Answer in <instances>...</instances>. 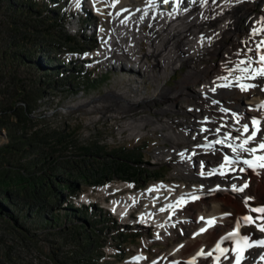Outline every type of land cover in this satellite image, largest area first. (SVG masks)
Segmentation results:
<instances>
[{
  "label": "rangeland",
  "instance_id": "obj_1",
  "mask_svg": "<svg viewBox=\"0 0 264 264\" xmlns=\"http://www.w3.org/2000/svg\"><path fill=\"white\" fill-rule=\"evenodd\" d=\"M135 1L137 4L140 2H144L145 0ZM63 2L65 3L62 6L63 8L61 7L62 10H60L61 8H58L61 13H58L55 9H50L47 6L45 0H39L35 8H32L31 11L21 13L16 17V21H20L21 23L22 21H24V19L26 20V22L31 23L37 16L48 19L50 20V22H53L56 19L54 23L57 24V34L52 32L53 34L49 35L48 39L40 38L41 40H39L37 47L34 44V42L36 41L35 39L29 37L31 41H34L29 42L24 38L18 37L15 34L16 32L13 28L15 25H11V23L8 22L7 18L0 14V87L5 88V84L13 83L14 81L17 82L20 81V79L24 80L27 88L35 87L39 81H44V86L47 92L45 96H43L38 101L39 105L35 109L34 113H32V116L34 115L33 122H41V119H43V122H48L50 125H52V127H60L61 129L70 132L71 136L69 137L68 141H70L71 139L73 140L72 142H70V144H67V153L69 154H71V152L78 151L80 145H89L92 143H99L100 145H102V152L99 151L101 152L100 155L104 154L105 152H112L115 149L121 148L131 150L139 149L145 154L150 152L155 146H157V144H159L161 140L164 141L163 144L167 147L172 145V141L174 143H177L180 139H177L176 141L174 139H170L169 136L165 138L160 136L159 134H161V132L166 129L165 127H162V125L167 120L168 115L171 116L172 114L175 115L176 112L184 111V105L188 103L186 102L188 98L184 96V98L176 100L174 106H168L166 103H164V101H156V103H143L140 107H136L137 109L121 108V105H126L125 101L122 99L116 100V97L108 96V93L120 88L132 89V84H136V75L125 74L130 73L129 71H126L128 70V68H122L123 70L113 69L114 64L120 67L119 63H115L113 61L115 60L114 58H110V60L108 61H102L97 60L96 58L91 56L92 61L89 59L87 60L89 51L93 49L97 50L103 48V39L108 36L111 30L109 17H107L106 21L101 16H97L96 13L93 12L95 9L91 7L89 0H84L83 8H85L86 13L83 16V26H86L87 28L85 27V29L79 30L76 33L75 31L77 30V27L73 28L69 24V22L72 21L71 18H73L74 16V13H71L69 11V4L72 2V0H63ZM7 4V7H2L3 10H5V13H7V9H10L9 3ZM262 10L263 6L261 3H259L256 7L255 12L257 13ZM63 11L68 14L69 17H66ZM64 16L66 17V19L63 18ZM77 16L74 19L75 21L77 19ZM85 16L87 17V19H89L88 21L84 19ZM95 16H97L98 18H96ZM80 20L82 19L80 18ZM102 22L105 26H107V29L109 30L107 32H104V35L98 36L93 33L94 30L92 28L96 23ZM58 24H60V26H58ZM239 24L246 29H249L250 27L245 16L242 17V19L239 21ZM150 28V24L145 26L146 31H148ZM69 36L73 37L71 41L68 40ZM65 37H67V39ZM66 41H68V45L58 48L59 45H62V42L65 44ZM147 49L148 41L147 39H145L143 41V50L146 51ZM21 51H24L23 53H31L32 55L25 61L20 60L19 54L21 53ZM62 54L67 55L68 57H72L73 60L68 61L69 65L63 68L67 71L65 76H63L66 78H62L61 75L58 74L59 72L54 71L52 67L54 64H56V56H60ZM147 57L151 62L150 57ZM199 61L201 62L200 64L202 66H205L206 64L212 65L214 63L213 65H215L216 68L219 67L220 62L222 61L221 54L219 53L211 57V60L208 62L207 60H205V62L202 60ZM46 62H48L49 64H47ZM70 63L72 64L70 65ZM74 65L75 67H79L82 65V68H77V70L80 71L76 73L77 75L81 76L76 77L75 75H71L72 71H70L71 73L68 72L71 67L73 68ZM186 71V66H182L181 68L177 69L172 74V76L168 78V82L166 85L171 87L176 86L178 80L184 77ZM102 74L103 76H101ZM210 78L212 77L208 76V79ZM128 79L132 80L128 81ZM142 79L144 81V85H142V87L144 88L143 91L146 92V95L152 94L155 89V84L146 76L140 78L139 82H141ZM22 84L24 85V83ZM198 85L197 83L193 82L187 83V87L184 89V93L187 91L188 93H190L195 90V88H200L201 85L197 87ZM8 93V90L5 93L0 92L1 102L7 101V99H9ZM188 93H186V95ZM178 95L180 96L181 94ZM201 96L205 97L206 95ZM244 98V95H241L237 100H241L240 104H242V101L244 103ZM221 99L224 100L222 104L224 105L223 109L226 110L227 106L229 105L228 101H226L227 98L222 97ZM207 101H210V99L208 98ZM212 104L216 105L214 101ZM237 108L239 109V106H237ZM194 111L195 113H198V111ZM193 112H190L189 115H193ZM229 112H231V110ZM146 116L153 117L161 125L151 123L147 120L144 121V118H146ZM37 117L40 118V121ZM131 121L132 123H130ZM173 124L179 126L178 130L175 127H172L173 130L171 129V131L175 132H182V128L187 125L185 122L180 121V119L178 118H175L173 120ZM170 128L171 127H169L168 129ZM169 131L165 134L169 133ZM140 134H142V136ZM192 136V132H190L189 135L187 133L186 137H188L189 140L183 142L187 143V145H189L191 142L195 144ZM9 141L10 138L7 135L6 127L1 126L0 146ZM193 144L192 146H194ZM25 149L26 151H22L21 155L8 154L7 161L11 163H17L18 166H21L25 163L37 161L38 163L31 167L33 169L32 171H38L39 174L37 175H43L41 166H43L45 163H49L50 158L44 160L46 156L45 152L38 149H32L30 146ZM60 149L63 152L65 148L61 147ZM44 151H47V153H49L47 155H50L52 153L54 157H56V154H54L52 150L46 149ZM64 152H66V150ZM208 157L210 158V155H208ZM86 158V160L84 159V161H86L88 166L90 163H98L96 160H90L88 159V157ZM146 159L150 158L144 156L143 160ZM3 162L5 161L3 160ZM0 163H2V161ZM200 164H198V167ZM38 167L41 168V171L37 170ZM97 167L100 166L96 165L93 168ZM143 167L149 170L150 174H148L147 177H144L145 180L141 179L140 177H135L138 183H133L134 187H126V185H128L126 183H119L118 185H116L117 180H119L120 178L112 175V181L108 182L106 185H102L95 190L88 188L86 189L85 194H83L85 195L86 199L87 196H89L88 199L90 201H92L91 199H97V201L101 205L107 206L110 205L114 199L118 198L114 202L113 207L117 208L120 213L125 212L127 207L133 208L130 207V205L122 204L123 202H128L130 198L132 199L131 196H139V198L137 199H141L142 201H138V204L134 205V207H141V211L143 210L144 212H146L148 204L154 206V204L156 203L155 205L160 206L165 203L167 198H164L166 196L168 197L171 195L172 197H174L176 195V193H170L167 190L165 193L167 195H165V189L163 188L160 190L163 193H160L161 195L153 200L152 196H150V193L155 192V190L151 187L146 191L144 190L155 178H164L166 181H173L175 183H180L183 181L181 185L175 187L177 190H181L183 188L184 182L189 185L190 181L188 177L190 178V180L192 178H196V180H193H195V184L197 185V187L200 184H205L209 192H206L201 199H194L195 202H198V204H194V202L181 208L179 217H181L183 223L173 224L169 220L164 228H160L156 224L155 226L159 230H171V232H165L160 240H154L152 238L151 232L149 231L150 229L148 230L136 226L133 228V230H129V232L127 231L128 233H130V235H128V238H126V236H123L122 234L123 238L125 237L124 244H127L129 248H131L132 245L143 246L144 240L142 239V237H145V240L148 242L147 250L151 257L162 252H168L169 254H171L172 250L178 248V246L175 247L176 245H180L181 247L187 246L186 253L181 255V258L185 259L186 255L188 254L187 252H190L193 245L195 243L196 245L199 243V241H195L194 243L193 241H191V239L194 238V235H192V232L190 230L192 229V226L196 227L197 225V223L195 224L196 214L200 211H205L206 209L204 208L206 207V205H213L215 199H217L218 197L219 200H223L224 198L228 200L230 194L225 189H221L223 190V192H210L213 183H215L217 179H211L209 181L208 179H206V177L199 178L198 168H195L194 166V175L189 176L185 174L181 177H175L176 174L174 172L176 171L171 165L168 166L164 164L160 166H151L149 164H146L143 165ZM88 169L89 167L86 168L87 171ZM15 170L18 171L15 172L18 177L19 175L22 177H25V175H27L25 174V170H22L20 167ZM54 171L55 176L58 175L56 177H59V175L61 176L62 174L61 179L63 180L69 179L70 181L73 180V182L76 180L75 174H72V178H70L67 174H65L64 171L60 169ZM155 171L161 175L158 177H153L152 175ZM20 172H22V174ZM208 182L209 184L207 185ZM260 182L264 190V179H261ZM87 183L88 182L83 181L81 184L83 185V187H85ZM158 184L161 185V183H157V185ZM166 184L172 185L170 183ZM190 188L194 189L196 188V186L192 185L189 188L186 187V189ZM67 194L68 192H66V190H61L57 193V196H50L51 203H46L41 213L33 211V213L29 212L27 216H23L25 215V213H23L21 221H24L23 223L25 224V226H22L24 228H20L19 232L18 230H15V233L10 232V234L6 232L4 226H7V222L0 218V264H20V262H14L10 259L8 254L9 246L14 247L13 254L18 253L16 254L18 257L21 254L26 255L27 257H30L35 264H40L41 262H43V264H52L48 258H52L53 260H55V258L59 259V257L60 259H65V255L73 256V258H71L69 261L70 264H80L82 262L80 257H83V264H85L91 257V255L98 256L101 254V251H104L102 247L103 244L101 243V231L99 230V228H101V226H99L100 222L96 223V221L91 218L90 212L86 215L79 214L77 216L72 211L69 212L66 209L60 211L52 210H56L59 207L68 206V204L65 203ZM92 196H94L95 198H91ZM75 203L76 205L80 204L76 201ZM52 213H54L55 215L52 216ZM164 214L165 213H160L159 215L163 216ZM54 217H57L58 219H55ZM46 218H48V220ZM67 224L72 226L75 225L76 227H73L71 230L62 231L63 227L60 225ZM82 224L83 227L80 228V225ZM147 225L149 224L147 223ZM172 225L176 226H174L175 231H173L172 228L169 229V227ZM182 228H185L184 231L182 230ZM24 229H28L26 231L32 234L31 239H28L26 242L21 241V234L25 233L22 232L24 231ZM225 229L226 227L219 228L218 230L216 229L214 236L218 237ZM87 236L90 237L89 241H91V243L87 244L83 242V239H85ZM108 252L109 251L106 250V253ZM32 256L37 258L33 259ZM119 259L120 258L116 256V259H114V257H111L109 260H113L112 263L114 264H120ZM101 261L102 260H98V262ZM55 264L57 263L55 262ZM58 264L64 263L60 261V263Z\"/></svg>",
  "mask_w": 264,
  "mask_h": 264
},
{
  "label": "bare ground",
  "instance_id": "obj_2",
  "mask_svg": "<svg viewBox=\"0 0 264 264\" xmlns=\"http://www.w3.org/2000/svg\"><path fill=\"white\" fill-rule=\"evenodd\" d=\"M89 1L96 13L105 19L109 17L111 23V30L108 36L103 39V48L97 49L92 55L96 56L97 60L108 61L110 58H114V62L123 63L124 61L125 64L124 54L131 53L134 57V60H131L133 68L140 66L139 71L142 77H148L155 84L154 92L147 95L145 91H139L140 84L138 83L133 84L132 89L120 88L110 91L108 96L125 101L126 105H121V108L137 109L143 103H156V101H164L168 106H171L176 100L185 96L188 98L189 105H192L189 107L190 110H186V113L194 110L212 112L206 113L210 119L207 122L203 119L199 120L195 112L190 115V123L192 125L197 124L200 135L199 137L192 136L194 143L209 141L212 144L214 142L211 150H199L195 152V155L208 162L209 172L213 170L215 172L213 175H208L209 172L207 171L208 173L205 172L206 174L201 175L198 170V177L217 179L210 192H223L221 189H225L230 197L228 200L226 198H224L226 200H219L218 197L213 205L204 206L205 212L208 214H221L220 223L214 229L210 228L202 234L194 235L191 241L193 243L199 241V243L197 245L195 243L192 249H189L190 252H187L185 259L181 258V255L186 253L187 246L181 248L178 246L172 250L169 254L172 260L168 264H184V262L187 264L186 258H189L199 245L209 243V248L217 240L214 236L216 229L226 227L222 233L231 230L237 221L247 214L252 215V223L246 225L242 231L253 243L244 254L239 256L234 248L236 238H231V235H228L223 240L230 245V248L224 255L217 257V261L219 264L225 262L233 264L237 259H241V264H264V247H260L256 243L260 237L264 236V231L261 230L264 228V213L253 211L255 208H260L261 205L264 207V190L260 184V180L264 179V167L258 166L264 164V160L260 159L264 156V150L257 148V151L250 155L238 149L239 159H237V153H234L228 146L232 144L235 147L242 143L243 139L257 128L259 129L257 140L264 136V108L257 109L255 107L256 102L264 97V78L253 71L261 67V64L258 63L259 54L264 52V48L256 49V45L261 39H264V0H193L192 6H186L184 0H180L179 3L176 2L177 6L176 4L173 5L172 1L164 6L166 3L162 4L161 0H145L137 4L135 0ZM259 3L262 4L263 10L256 13L255 10ZM243 16L247 18L249 29L239 24ZM148 24L151 28L146 31L145 26ZM100 28L103 33L109 30L103 23ZM254 30H259L258 34H254ZM145 39L148 41L146 51L143 50ZM249 49L256 51V55ZM219 53L222 60L219 67L215 68L214 63L205 66L200 64L199 60L204 62L207 60L208 62L211 57ZM147 56L150 57L151 62ZM250 58L253 61L251 65L241 63V61L247 62ZM182 66L187 67L184 77L178 80L176 86H167L168 78ZM115 67L117 65H114L113 68ZM245 67L249 68L248 73L240 71ZM217 69H219L218 76L214 77L213 75L212 78L208 79V74H215L218 72ZM253 76L255 79L252 78ZM222 77H227V80L222 79ZM189 82L201 86L193 90L192 94L186 95L187 92L184 93V89ZM242 84L248 86L247 90H241L240 85ZM194 94L198 98L193 97ZM241 95L245 97L242 104H240L241 100H237ZM222 97L227 98L226 101L229 105L226 110H216V106L224 101L221 99ZM208 98L210 101H214L216 105L212 104L213 102L210 104L207 101ZM230 110L231 112H229ZM254 119L260 121L259 125L252 124ZM146 120L161 125L151 116H146L144 121ZM244 124H248L249 133H242L240 140H229L228 135L230 134L235 138L238 135L237 129H242ZM187 128L188 125H185L182 132L170 130L168 136L176 141L177 139L188 141L189 138L186 137V134L189 135L192 129L189 127L187 131ZM217 128H219V132L215 131ZM217 140H224L225 143L223 145L218 144L216 143ZM245 147H257V141L254 140ZM225 156L229 157L232 162L225 161ZM245 159L250 160L254 167L245 164L243 162ZM193 168V166H188L186 171L190 173L185 171V174L194 175L195 170ZM241 169L244 170L241 171ZM221 173L223 174L221 175ZM247 179L250 184L246 190L236 191L233 188V185L239 188V185ZM164 184L166 183L151 186L155 190V192L150 193L153 200L158 198L160 193H163L160 191L163 188L165 189L164 194L167 190L170 193H176V195L174 197L166 196L164 199H167L163 205L148 204L147 211H141L144 218H151L154 224L160 228H164L169 220L173 224L183 223L179 217L180 211L183 206L189 205H182L185 197L197 192L200 194L197 197L202 198L206 192H209L201 185L194 189H186L183 185L181 190H177L173 185ZM215 184H221L219 190ZM131 197L132 199L130 198L128 202L125 201L122 204L134 207L141 200L137 199L139 196ZM194 204H198V202ZM157 212L165 214L161 216ZM226 212L227 216L224 215ZM207 259L208 257H204L203 261Z\"/></svg>",
  "mask_w": 264,
  "mask_h": 264
},
{
  "label": "trees",
  "instance_id": "obj_3",
  "mask_svg": "<svg viewBox=\"0 0 264 264\" xmlns=\"http://www.w3.org/2000/svg\"><path fill=\"white\" fill-rule=\"evenodd\" d=\"M38 2L39 0H0V14L6 17L11 25H15L13 27L16 32L15 34L29 42H34L31 41L29 37L35 39L36 41L34 44L36 47L38 46L39 40L48 39L49 35L53 33L57 34V24L54 23L56 19L50 22L48 19L37 16L31 23L26 22L25 19L21 23L20 21H16V17L21 13L31 11ZM7 3H9L10 9H7V13H5L2 7H7ZM58 26H60V24H58ZM65 38L67 39V37ZM72 38L73 37L69 36L68 40L71 41ZM67 42L68 41H66L65 44L62 42V45H59L58 48L68 45ZM23 52L21 51L19 54L20 60L25 61L32 55L31 53L28 54ZM65 61L66 59L64 57H59V59L56 60V64L52 66L54 71L63 74L61 76L62 78H66L63 76L67 73V71L63 69L66 67L64 64ZM46 63L49 64L48 62ZM22 83H24V85ZM44 85V81L41 80L35 87L27 88L24 80L20 79V81L5 84V88L0 87L1 93H5L7 90L9 91V99L4 102L0 101V128L1 126L6 127L7 135L10 138L9 142L0 146V162L2 161V163H0V218L7 222V226H4V229H6V232L9 234L10 232L15 233V230L19 232L20 228H24L22 227L25 226L23 223L24 221H21L23 213H25L23 216H27L29 212L33 213V211L41 213L45 204L51 203L50 196H57V193L61 190H66L69 194L67 197L68 206L52 210L60 211L66 209L69 212L72 211L77 216L78 214L86 215L90 212V208L86 206L74 207L73 196L80 194L81 191L87 188L88 184L103 183L111 179L112 175L124 179L135 180V177H140L145 180L144 177L150 174L149 170L143 167V161L140 157L141 152L138 149L131 150L121 148L100 155L102 152V145L99 143H92L89 145H80L78 151L71 152V154L67 153V144H70L73 140L71 139L68 141L71 136L70 132L60 127H52L48 122H43V119H41L42 123L33 122L34 115L32 116V113H34L39 105L38 101L45 96L47 92ZM39 117L37 118L40 121ZM28 146L32 149L45 152L46 156L44 160L50 158L49 163H45L41 166L43 175H37L39 174L38 171H32L33 169L31 167L37 164V161L25 163L21 166H18L17 163L7 161L8 154L21 155L22 151H26L25 148ZM61 147H64V151L66 150V152H62L60 149ZM46 149L52 150V152L56 154V157H54L52 153L47 155L49 153L44 151ZM89 156L92 157L90 158ZM86 157L90 160H96L98 163H90L88 166L86 161H84ZM3 160L5 162H3ZM96 165L100 167L93 168ZM19 167L25 170V174H27H24L25 177L20 175L18 177L16 175L15 172L18 171L15 169ZM88 167L89 169L87 171L86 168ZM57 169L64 171L70 178H72V174H75L76 180L74 182L69 179L63 180L61 179L62 174L56 177L58 175L55 176L54 170ZM37 170L41 171V168L38 167ZM20 173L22 174V172ZM152 176L157 177L160 176V174L155 171ZM83 181L88 182L85 187L81 184ZM54 215L55 214L52 213V216ZM54 218L58 219L57 217ZM46 219L48 220V218ZM60 226L63 227L62 231L71 230L73 227H76L75 225L72 226L69 224ZM26 230L28 229H24L22 232L25 233L21 234V241L24 242L32 237V234ZM89 238L90 237L87 236L83 239V242L87 244L91 243ZM13 253L14 247L9 246L8 254L11 260L20 262V264H30L26 255L21 254L18 257L16 255L18 253ZM71 258H73V256L65 255V259H60V257L59 259L55 258V262L58 264L61 261L64 264H70L69 261ZM85 264H87V262Z\"/></svg>",
  "mask_w": 264,
  "mask_h": 264
},
{
  "label": "snow or ice",
  "instance_id": "obj_4",
  "mask_svg": "<svg viewBox=\"0 0 264 264\" xmlns=\"http://www.w3.org/2000/svg\"><path fill=\"white\" fill-rule=\"evenodd\" d=\"M164 3H168L169 0H163ZM180 0H177V3H179ZM259 30H254V34H258ZM264 48V39H261V41L256 45V49H262ZM249 51H253V54L256 55V51H254L253 49H249ZM241 63H247L248 65H251V63H253V61L251 60V58L247 61V62H244V61H241ZM258 63L261 64V67L258 68V69H255L253 71H255L260 77L264 78V52H261L259 54V60H258ZM240 71H243L245 73H248L249 72V68L248 67H245L243 69H240ZM253 79H255V76L252 77ZM222 79L224 80H227V77H222ZM223 86H228V85H223ZM241 87V90H247V87L248 86H245V85H240ZM214 90V89H213ZM260 121L258 120H253L252 121V124L253 125H259ZM215 131L219 132V128H217ZM259 131V129H254L251 131L250 135H248L246 138L243 139L242 143L236 145L235 147L232 146V144H229L228 146L232 149V151L234 153H237V159H239V152H238V149H240L241 151L243 152H246L248 154H253L257 151V148L261 149V150H264V136H261V138L259 140H257V132ZM237 133L238 135L233 138L230 134L228 135V139L229 140H232V139H236V140H240L241 139V134L242 133H249V126L248 124H244L242 129H237ZM256 140L257 141V147H251V148H248V147H245V145L249 144L250 142ZM216 143L218 144H223L225 143L224 140H217ZM225 161H229L230 163L232 161L229 160V157L225 156L224 157ZM261 160H264V156L260 157ZM245 164H248L249 167H254V165L252 164V162L248 159H245L243 161ZM259 167H264V164H260L258 165ZM244 169H241V171H243ZM215 172V170L213 171H210L208 173V175H213ZM223 173H221L222 175ZM201 175H204L203 172H201ZM248 187V184L245 183L242 187L240 188H236L235 185H233V188H235L236 191H243L244 188H247ZM195 198V197H193ZM253 211L255 212H260V213H264V207H261V208H255L253 209ZM203 219V218H201ZM246 221L249 220L250 218L249 217H245L244 218ZM204 229H201V231H203ZM262 231H264V228H261ZM261 244H264V241H260ZM209 255H211V253H209Z\"/></svg>",
  "mask_w": 264,
  "mask_h": 264
}]
</instances>
